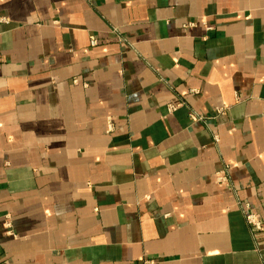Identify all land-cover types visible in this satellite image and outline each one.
Returning a JSON list of instances; mask_svg holds the SVG:
<instances>
[{
	"label": "crops",
	"instance_id": "0c3cea01",
	"mask_svg": "<svg viewBox=\"0 0 264 264\" xmlns=\"http://www.w3.org/2000/svg\"><path fill=\"white\" fill-rule=\"evenodd\" d=\"M248 214L264 0H0V264H264Z\"/></svg>",
	"mask_w": 264,
	"mask_h": 264
},
{
	"label": "built area",
	"instance_id": "2783aa9c",
	"mask_svg": "<svg viewBox=\"0 0 264 264\" xmlns=\"http://www.w3.org/2000/svg\"><path fill=\"white\" fill-rule=\"evenodd\" d=\"M96 43V41L92 38V44L94 45ZM171 109H174V108H171ZM221 112V110H219V113ZM192 120L194 121H198V120H202L203 118L201 117H198L196 115H192ZM223 172H219L217 175V181L220 182L222 180H224L223 178ZM246 220L248 222L249 225L253 226L254 228H256V230H259V231H263L264 230V226H263V223L259 220V218L254 215V214H248L246 216Z\"/></svg>",
	"mask_w": 264,
	"mask_h": 264
}]
</instances>
